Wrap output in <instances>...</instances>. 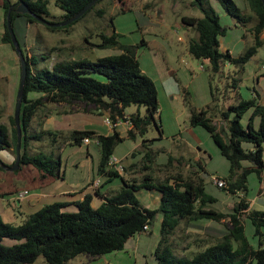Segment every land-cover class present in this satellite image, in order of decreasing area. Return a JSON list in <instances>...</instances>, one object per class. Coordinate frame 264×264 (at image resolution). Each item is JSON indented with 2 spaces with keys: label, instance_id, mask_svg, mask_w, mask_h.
<instances>
[{
  "label": "trees",
  "instance_id": "obj_1",
  "mask_svg": "<svg viewBox=\"0 0 264 264\" xmlns=\"http://www.w3.org/2000/svg\"><path fill=\"white\" fill-rule=\"evenodd\" d=\"M90 1L55 0V3L64 12V21L77 14ZM102 1L105 0L97 2L79 20L94 11ZM219 1L222 11L252 35V44L238 57L229 51L221 52L219 37L226 30L221 26L215 9L204 0H196L193 5L197 4L203 17L184 16L181 19L184 25L196 33V37L188 41L187 51L193 58L208 62L214 73H218L225 62L242 71L243 66L264 44L260 38L264 31L263 0H246L251 15L244 14L233 0ZM19 2L38 17L45 18L49 14L47 0L3 1L4 34L1 43L9 44L15 51L5 24L8 9L12 7L11 26L27 67L20 110L22 152L16 171L21 166H30L40 173L42 179L54 178L59 173L60 162L53 152L28 153L31 140L41 141L48 137L50 143L55 145L60 137V133L54 131L30 132L32 121L47 103L83 105L100 115L107 114L112 121L122 119L124 110L130 105L144 107V117L138 114L128 116L133 129L137 134L144 135L148 127L154 125L160 132L155 120L159 110L157 89L154 82L141 71L136 59V47L119 44L115 32L110 36L102 34V42L96 47H117L121 51L119 54L96 61L80 59L60 62L53 64L51 69H42L39 67L41 58L28 56L21 41L25 26L39 22L31 15L17 13ZM95 13L98 17L104 14L102 10H96ZM248 25L251 26L247 29ZM47 28L50 31L59 29ZM94 74L100 76L102 81L95 79ZM30 93L38 97L29 99ZM249 111L251 115L244 128L240 120ZM231 113L233 117L229 120ZM222 116L228 120L226 131L218 130L208 117L207 110L192 111L189 124L192 128H203L229 164L228 175L223 178L226 187L219 189L233 196L237 193L245 195L248 176L254 174L261 182V176L264 175V105L259 104L256 95L253 99L230 105ZM255 117L259 118L257 129L253 123ZM10 120L14 127L11 135L8 128L0 123V151L12 148L15 154L16 128L14 118ZM128 136H133L132 131L128 132ZM93 137L94 133L90 131H74L69 138L78 145L83 139ZM94 139L98 141L96 146L100 151L99 172L107 174L109 178H119L122 182L120 190L104 198L96 208L91 206V198L85 197L76 204V212L73 213L66 212L64 205L59 203L45 205L27 216L18 226L4 223L0 217V264H32L38 257H42L45 264H67L79 255L96 258L122 251L128 242L142 232L143 226L153 224L157 214H161L162 221L160 239L152 256L154 264H264V210L247 211L245 196L238 197L231 212L224 214L211 207L215 198L206 193L202 177L192 180L176 175L158 181L148 172L150 166L144 165L142 171L146 173L139 182L125 180L107 166L116 145L122 141L119 134L114 131L111 135H99ZM197 168L205 173L201 164H197ZM141 189L156 190L160 194L158 209L150 210L141 205L136 197ZM243 215L246 216L247 225H250L253 243L246 235V227L241 219ZM224 219H228L229 226L220 224ZM209 221L214 223L208 226L207 232L218 233L220 239L190 258L175 256L168 239L181 222L190 227L203 228L202 224ZM5 241L13 244H6Z\"/></svg>",
  "mask_w": 264,
  "mask_h": 264
},
{
  "label": "rangeland",
  "instance_id": "obj_2",
  "mask_svg": "<svg viewBox=\"0 0 264 264\" xmlns=\"http://www.w3.org/2000/svg\"><path fill=\"white\" fill-rule=\"evenodd\" d=\"M3 1L0 0V123L8 128L11 135L14 127L10 119L14 118L20 70L15 51L9 44L1 43L4 34ZM9 1L15 2V0ZM47 1L49 14L44 19L49 23L62 22L64 12L56 5L55 0ZM195 1L105 0L83 19L66 28L50 31L42 23L28 24L21 35V41L28 56L36 55L41 58L39 67L42 69H51L53 64L60 62L80 59L96 61L99 58L119 54L121 51L117 47H96L102 42V34L110 36L115 32L118 35L119 44L136 47L139 67L154 82L157 89L159 110L155 120L161 130L159 132L154 125L149 126L144 135L137 134L135 141L126 139L117 144L114 154L117 157H124L131 150L134 151L137 164L130 169L127 178L136 182H139L146 173L142 171L144 165L150 166L151 170L148 172L152 173V177L158 181L176 175L192 180H197L199 177L204 178L206 193L215 198L211 207L219 209L221 204L226 203L223 202V198L230 197V200L236 202L238 197L245 196L246 199H250L256 196L261 184L256 175L251 174L247 178V193L245 195L237 193L236 196L212 185L213 177L223 179L228 175L229 164L203 128L190 126L189 117L192 111L207 110L208 117L218 130L226 131L228 120L224 119L222 113L227 111L226 105L230 100L232 104H236L240 100L252 99L256 93L259 96L258 101L264 105V44L243 66L242 71L225 62L220 71L214 73L208 62L193 58L187 51V43L196 37V33L192 28L184 25L181 19L184 16L203 17L197 4L193 5ZM233 1L244 14L249 13L245 0ZM204 2L209 3L215 9L221 26L226 30L225 34L219 37V50L229 51L234 57H238L248 45L252 44V35L234 23L222 11L219 0H204ZM96 10H102L103 16L98 17ZM250 26L248 25L247 28ZM93 76L102 81L100 76L96 74ZM234 88H236L235 92ZM37 97L38 95L34 93L28 94L29 99ZM63 108H66V105L47 103L32 121L30 132L37 134L43 130L47 116ZM125 112L131 115L139 113L140 117L146 115L144 107L135 105L127 107ZM104 115L105 118H109L107 114ZM250 115L249 111L240 120L244 128L247 126ZM232 117L233 113L229 114V120ZM109 121L111 122L110 119ZM253 123L257 129L259 118L255 117ZM100 126L97 128V133H105L106 127ZM136 145L140 147L135 151ZM51 149L50 139L44 137L41 141L31 140L28 153L48 154L53 151L55 157H59L61 170L65 169V176L68 180L86 174L85 170H75L71 165L75 161L80 163L86 161L85 147L65 146L59 150ZM92 150H95V153L97 151L95 147H92ZM21 152L22 139L20 154ZM195 157H201L200 164L205 169L203 175L197 168L199 163L195 161ZM0 160L5 166H12L15 160L13 149L0 151ZM127 161H131V157ZM30 170L34 169L30 166H21L19 171L0 170V217L4 223L14 226L21 225L27 216L43 206L58 203L52 201L37 204L34 201L31 206H28L25 201L24 204H16L15 200L19 199L20 191L27 190L31 196L36 191L38 192L33 186ZM35 173L38 172L35 171ZM122 175H125V171ZM206 175L208 178H205ZM147 194L141 191L136 194V197L143 203ZM256 208L262 207L256 206ZM161 219V214H158L150 227L149 234L142 236L138 251H129V255L124 252L118 253L124 255L125 264H133L136 259L138 264H154L152 256L160 239ZM241 219L246 227V235L252 242L250 225H247L246 216H241ZM220 224L229 226L228 219L222 220ZM186 227L185 223L181 222V225L168 239L177 257L190 258L220 239L218 233L207 232L208 226L205 228ZM5 243L13 244L11 241H5ZM132 246L134 249L137 248V240L133 241ZM113 254L115 253L104 255L102 260L113 258ZM91 258L93 257L89 255H79L67 264H80ZM32 264H45V262L42 257H38Z\"/></svg>",
  "mask_w": 264,
  "mask_h": 264
},
{
  "label": "crops",
  "instance_id": "obj_3",
  "mask_svg": "<svg viewBox=\"0 0 264 264\" xmlns=\"http://www.w3.org/2000/svg\"><path fill=\"white\" fill-rule=\"evenodd\" d=\"M246 5H247V2H246ZM246 15H251L250 10H249V13ZM232 21L236 23L233 19ZM260 38L264 42V31L260 35ZM235 91H236V88H234V92ZM254 94H255V97L256 95H258L256 93ZM258 100H259V96H258ZM259 104H262V103L259 102ZM55 105H61V104H55ZM230 105H232L231 100L226 105L227 109ZM137 114L139 115V113ZM130 115L131 114H127L124 110V118H129L128 116ZM105 119H109V118H105V115L98 114L97 111L91 110L89 108L88 109L84 108L83 105H66V108L61 109V111L56 112L53 115L47 116L44 122L43 130H40V131H54V132L60 133V137L58 138L57 143L55 145L50 143L51 148H52L51 150L53 149L59 150L65 146H77L79 148L85 147L86 153H87L86 161L84 163L75 161L71 165L72 167H74L75 170H81V169L85 170L86 174L82 177H77L75 179L68 180L65 176V169L61 170V163H60L59 173L56 177L42 179L40 177V173L33 168L34 170H30L29 172H31L30 176L34 183L33 186L38 190V192L36 191V193L32 194L31 196V194L27 190L20 191L19 194H22L23 192H27V193L24 196L18 195L19 199L15 200L16 204L21 205V204H24L25 201H27L28 206H31V203H33L34 201H36L37 204L42 203V202L50 203L52 201L58 202V203L60 202L62 205H64V210L66 212L73 213V212H76V204L79 202H82L85 199V197H90L91 206L96 208L104 201V198L110 197L111 195L119 191L120 188L122 187V182L119 178H109L107 174H102L99 172L100 151H99V148L94 143V138L99 135L108 136V135L113 134L114 131H116L119 134V137L122 138V141H125L126 139H132L135 141L137 137V132L133 129V126L127 127L123 124L118 125L115 128H113L105 123L104 121ZM115 121H112V123ZM99 125L106 127L105 133H97V128H99ZM74 131H78V132L79 131H90L94 133V137L89 139L88 144H84L82 142L76 145L74 141H70V138H69L70 134ZM129 131H132V134H133L132 137L128 136ZM62 135L64 136L63 138H62ZM61 138L63 139L62 142L60 141ZM92 147H95L97 149L96 151L97 154L95 153V150H92ZM139 147L140 145H136L135 151ZM52 152L53 151L49 153H52ZM113 156L117 157L114 154V152H113ZM130 157H131V161L128 162L127 159ZM117 158L121 160L124 168L126 169L125 175H122V177L125 180H129L127 176L130 172V169L134 168L137 164V162L135 161L136 159H135L134 151L131 150L124 157H117ZM195 161L200 164L201 157H195ZM35 171H37L38 173H35ZM200 173H202V175L204 174V172H201V171ZM205 178H208V175ZM261 178H262L260 182L261 186H260V190L258 194L250 199H246L248 202L247 211L264 210V200H263V197L261 196V188L264 184V175H262ZM97 179L100 180V185L98 189L97 190L90 189L89 184L92 181L97 180ZM212 185L214 184L212 183ZM141 191H145L148 193L144 197L143 203H141V201L139 200L141 205L144 208L150 209V210L158 209L159 202H160V194L156 190H145V189H141L137 193H140ZM26 197H29L31 199L26 198ZM230 199H231L230 197L223 198L222 199L223 202H226V203L221 204V207L215 210L221 213H224V214H229L231 210L234 208L235 204L238 202V201L233 202V200H230ZM256 206H261L262 208L257 209ZM161 221L162 219L160 220V225H161ZM213 223L214 222L209 221V222L203 223L202 225L204 226L203 228H205L207 226L213 225ZM150 227L151 226L148 227L147 231L141 232L140 234L136 235L130 242L126 244L125 248L122 251L113 252L115 253L113 254L114 255L113 258H110L104 261L102 260V257L104 256H101V257L91 258L87 261L81 262L80 264H125L124 255L122 256V254H118V253L124 252L127 255H129L128 253L129 251H134V252H136V250L138 251L139 244L141 240L143 239L142 236L149 234ZM185 227L190 228V226L186 224H185ZM134 240H137L138 242V246L135 249L132 248L133 247L132 243ZM133 264H138L137 259L136 261H134Z\"/></svg>",
  "mask_w": 264,
  "mask_h": 264
},
{
  "label": "water",
  "instance_id": "obj_4",
  "mask_svg": "<svg viewBox=\"0 0 264 264\" xmlns=\"http://www.w3.org/2000/svg\"><path fill=\"white\" fill-rule=\"evenodd\" d=\"M99 1L100 0H91L77 14L57 24L49 23L44 18L34 15L28 9V7L21 2H19L18 6L16 7V12L19 14L31 15L36 21L44 24L45 26L49 28H60V27H65L67 25H70L78 21L87 11H89ZM263 4H264V0H263ZM11 11H12V7H9L8 12L6 14V18H5L6 20L5 24H6V28L9 33L10 39H11V43L18 57V61L20 65V78H19L18 90H17V95H16V104H15V109H14V123H15V128H16L15 160H14V164L10 167L5 166L3 162L0 160V167L9 172L16 171L19 167V162H20V147H21V136H22V128H21V123H20V110H21V105H22L23 96H24V83H25L26 74H27L26 60L23 56L20 45L18 43V40L11 26Z\"/></svg>",
  "mask_w": 264,
  "mask_h": 264
},
{
  "label": "built area",
  "instance_id": "obj_5",
  "mask_svg": "<svg viewBox=\"0 0 264 264\" xmlns=\"http://www.w3.org/2000/svg\"><path fill=\"white\" fill-rule=\"evenodd\" d=\"M104 121H105V123L107 125H109V126H111L113 128H115L116 126L121 125V124H123V125H125L127 127L132 126L131 120L129 118H124V117L122 118V120L120 118H117L116 121L113 122V123H112V121L110 122L109 119H105ZM82 142L84 144H88L89 139L85 138V139H83ZM94 143L96 145H98V141L96 139H94ZM107 166H108L109 170L114 171L118 175L122 176V174L124 172V166H123V164H122L120 159H118L117 157L112 155L109 158V160H108ZM211 181L218 188H225L226 187V183H225V181L223 179H220V178H217V177H213L211 179ZM99 185H100V180L97 179V180L92 181L89 184V188L92 189V190H97ZM26 193L27 192H23L22 194H19V195L20 196H24V195H26ZM261 196L264 197V184H263V186L261 188ZM147 230H148V226L147 225L143 226L142 232H145Z\"/></svg>",
  "mask_w": 264,
  "mask_h": 264
}]
</instances>
